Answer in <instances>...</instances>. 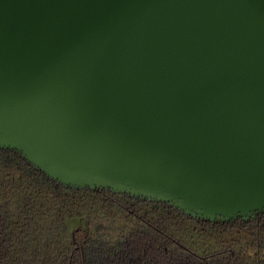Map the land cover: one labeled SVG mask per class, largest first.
<instances>
[{
	"label": "water",
	"instance_id": "1",
	"mask_svg": "<svg viewBox=\"0 0 264 264\" xmlns=\"http://www.w3.org/2000/svg\"><path fill=\"white\" fill-rule=\"evenodd\" d=\"M0 147L66 186L264 213V0H0Z\"/></svg>",
	"mask_w": 264,
	"mask_h": 264
},
{
	"label": "trees",
	"instance_id": "2",
	"mask_svg": "<svg viewBox=\"0 0 264 264\" xmlns=\"http://www.w3.org/2000/svg\"><path fill=\"white\" fill-rule=\"evenodd\" d=\"M0 264H264V213L212 222L66 186L0 147Z\"/></svg>",
	"mask_w": 264,
	"mask_h": 264
}]
</instances>
